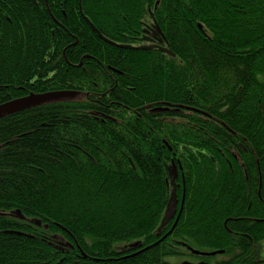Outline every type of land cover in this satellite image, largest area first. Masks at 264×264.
<instances>
[{"label": "trees", "instance_id": "trees-1", "mask_svg": "<svg viewBox=\"0 0 264 264\" xmlns=\"http://www.w3.org/2000/svg\"><path fill=\"white\" fill-rule=\"evenodd\" d=\"M57 91L0 119V264H264V0H0V105Z\"/></svg>", "mask_w": 264, "mask_h": 264}, {"label": "water", "instance_id": "water-1", "mask_svg": "<svg viewBox=\"0 0 264 264\" xmlns=\"http://www.w3.org/2000/svg\"><path fill=\"white\" fill-rule=\"evenodd\" d=\"M85 21H87V23H88V25H89V27H90V29L92 31H94L96 34H98V36L103 41H106L105 39H103V37L97 31H95L93 25L87 19ZM154 33H157V34L161 35V37H162V34H160L159 28H155ZM151 35L153 36V34H151ZM161 41H159V42L161 43ZM106 42L107 43L109 42V43L113 44L110 41H106ZM121 47L122 48H128L127 46H121ZM151 48H156V49L160 50L161 52L163 51L164 53H166L169 56L173 57V54H171L170 51H168L167 49H164L163 47L162 48L158 47L156 45L140 46L137 49H139V50H151ZM76 94H77L76 92H72V91H68V92L67 91L47 92L46 94H36V95L28 94L25 97L18 98V99H15L13 101L5 102V104H1L0 105V119L4 118L5 116H8V115L16 114V112L26 111V109H28V108L37 107V105L45 104V103L50 102V101H58L59 99H68V98L72 99V98L76 97L75 96ZM170 166H171V168L168 170V177H169L170 183L172 185L174 180L177 179V177H176L177 176V172H176V167L173 165V162H171ZM175 188L176 187L172 186L171 193H170V196H169V201H168V203L166 205V208H165L166 210L164 212L163 217L161 218V222L159 224V227L157 228L158 234L176 216L175 217V222L170 227V231L166 234V236L169 235L171 233V231H172L171 229L175 226V224L178 221V217H179L180 212H181V206H180L179 212L177 213V209H176L177 198L175 197ZM164 237L165 236L160 238V240L163 239ZM160 240L158 242H160ZM157 243H155L153 245H150L149 247L154 246ZM149 247L146 248V249H149ZM190 252L195 254V255L201 256V257H203V256L213 257L216 254H222V252L203 253V254H201V253H199L197 251H193V250L190 251ZM181 264H192V263H189L187 261H182ZM193 264H204V262L203 263L202 262H198V263H193Z\"/></svg>", "mask_w": 264, "mask_h": 264}, {"label": "rangeland", "instance_id": "rangeland-1", "mask_svg": "<svg viewBox=\"0 0 264 264\" xmlns=\"http://www.w3.org/2000/svg\"><path fill=\"white\" fill-rule=\"evenodd\" d=\"M142 46H144V45H142ZM258 248H259L258 258L260 260H264V240L259 242ZM224 257L225 256L215 255L214 257H210L209 260L213 264L216 260L224 259ZM184 260L188 261L189 263H192V264L197 262L194 257H184ZM184 260H180V259L174 258V257L167 259L168 262H170V263L172 262L174 264H181L182 261H184Z\"/></svg>", "mask_w": 264, "mask_h": 264}, {"label": "flooded vegetation", "instance_id": "flooded-vegetation-1", "mask_svg": "<svg viewBox=\"0 0 264 264\" xmlns=\"http://www.w3.org/2000/svg\"><path fill=\"white\" fill-rule=\"evenodd\" d=\"M143 34H142V40L144 41L143 43L145 44L144 46H151L152 45H161L158 39V34L154 33V30L152 28H158L155 24H150L147 26V24H142ZM153 34V36L151 35ZM162 42V41H161Z\"/></svg>", "mask_w": 264, "mask_h": 264}]
</instances>
